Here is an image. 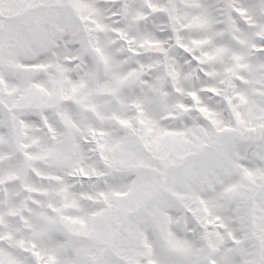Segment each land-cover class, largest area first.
<instances>
[{
    "label": "snow or ice",
    "instance_id": "1",
    "mask_svg": "<svg viewBox=\"0 0 264 264\" xmlns=\"http://www.w3.org/2000/svg\"><path fill=\"white\" fill-rule=\"evenodd\" d=\"M0 264H264V0H0Z\"/></svg>",
    "mask_w": 264,
    "mask_h": 264
}]
</instances>
